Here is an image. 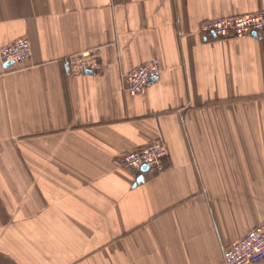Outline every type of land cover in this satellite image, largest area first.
Returning a JSON list of instances; mask_svg holds the SVG:
<instances>
[{
  "label": "crops",
  "instance_id": "0c3cea01",
  "mask_svg": "<svg viewBox=\"0 0 264 264\" xmlns=\"http://www.w3.org/2000/svg\"><path fill=\"white\" fill-rule=\"evenodd\" d=\"M260 11L264 0H0V48L27 38L33 51L0 61V264H224L264 222V33L200 30ZM154 59L161 75L127 94L124 75ZM155 141L164 173L119 166Z\"/></svg>",
  "mask_w": 264,
  "mask_h": 264
},
{
  "label": "built area",
  "instance_id": "2783aa9c",
  "mask_svg": "<svg viewBox=\"0 0 264 264\" xmlns=\"http://www.w3.org/2000/svg\"><path fill=\"white\" fill-rule=\"evenodd\" d=\"M200 33L212 34L223 41L239 39L251 34H263L264 11L207 21L202 24ZM32 54L31 41L22 38L0 48V61L5 65L20 66L29 61ZM72 65L76 68L77 63H71V67ZM92 67L93 64L90 62H80L82 72ZM161 72L160 60L154 59L126 73L124 75L125 92L132 96L138 94L150 86ZM168 157V146L162 141H155L143 148L126 152L119 157L118 164L125 171L146 168L153 174H162L167 168L165 160ZM263 260L264 222L224 250V264H259Z\"/></svg>",
  "mask_w": 264,
  "mask_h": 264
},
{
  "label": "water",
  "instance_id": "95a60500",
  "mask_svg": "<svg viewBox=\"0 0 264 264\" xmlns=\"http://www.w3.org/2000/svg\"><path fill=\"white\" fill-rule=\"evenodd\" d=\"M9 66H11V64Z\"/></svg>",
  "mask_w": 264,
  "mask_h": 264
}]
</instances>
